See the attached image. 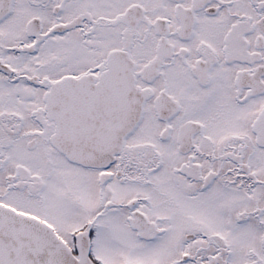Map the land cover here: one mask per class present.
<instances>
[{"label": "snow or ice", "instance_id": "snow-or-ice-1", "mask_svg": "<svg viewBox=\"0 0 264 264\" xmlns=\"http://www.w3.org/2000/svg\"><path fill=\"white\" fill-rule=\"evenodd\" d=\"M0 264H264V0H0Z\"/></svg>", "mask_w": 264, "mask_h": 264}]
</instances>
